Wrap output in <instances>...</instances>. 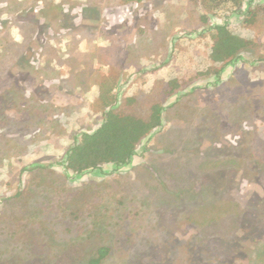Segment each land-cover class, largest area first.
<instances>
[{
	"label": "rangeland",
	"instance_id": "rangeland-1",
	"mask_svg": "<svg viewBox=\"0 0 264 264\" xmlns=\"http://www.w3.org/2000/svg\"><path fill=\"white\" fill-rule=\"evenodd\" d=\"M223 23L251 45L215 63ZM105 84L116 111L162 105L163 125L131 164L66 175ZM103 246L101 264H264V0H0V264Z\"/></svg>",
	"mask_w": 264,
	"mask_h": 264
},
{
	"label": "trees",
	"instance_id": "trees-1",
	"mask_svg": "<svg viewBox=\"0 0 264 264\" xmlns=\"http://www.w3.org/2000/svg\"><path fill=\"white\" fill-rule=\"evenodd\" d=\"M123 2H140L142 0H122ZM249 0H200L208 10L215 9L222 4L231 3L240 8ZM251 13L248 8L247 14ZM207 19L206 15L202 17ZM250 21L249 19H245ZM212 45L209 59L215 63H229L239 57L240 52L247 49L251 42L232 32L227 24H216L211 27ZM168 94L171 95L180 83L177 79L168 83ZM100 98L105 105V111L100 125L92 131H84L74 144L67 150L62 162L66 175L69 173L80 176L88 171L99 174L104 165H112L114 170L131 164L136 154L137 146L153 132L163 125L164 108L159 103H154L147 118L134 114L116 111L113 94L114 86H101ZM82 187H86V184ZM71 190H73L71 188ZM111 249L103 246L97 249L86 264H101L110 254ZM96 254V255H95Z\"/></svg>",
	"mask_w": 264,
	"mask_h": 264
}]
</instances>
